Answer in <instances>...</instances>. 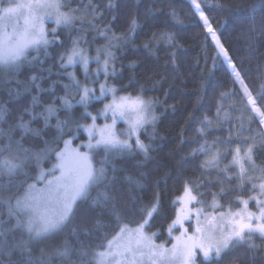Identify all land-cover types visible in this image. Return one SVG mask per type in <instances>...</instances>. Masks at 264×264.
<instances>
[{
  "label": "snow or ice",
  "instance_id": "6c2138e0",
  "mask_svg": "<svg viewBox=\"0 0 264 264\" xmlns=\"http://www.w3.org/2000/svg\"><path fill=\"white\" fill-rule=\"evenodd\" d=\"M205 2L187 0L191 14L199 18L198 23L202 22L205 39L211 37L218 49L217 57L223 56L230 67L234 83L240 85L242 102L243 99L247 101L245 110L250 109L251 112L249 124L258 120L259 127L264 129V74H261L259 89L254 92L221 44L217 30L205 14ZM116 7L115 0H108L103 8L94 0H88L83 9L69 7L67 10L65 0H0V91H4L3 85L13 81L16 85V88H7L6 100L0 99V205L7 207V218L0 213V264H53L54 257L61 258L62 264H196L197 250L202 253L204 262L220 264L223 256L237 247L247 244L249 251H252L259 245L250 241L256 237L264 240V166L258 167L253 159L257 137L249 135L243 141L239 139L245 131L243 123L235 134V141L230 132L226 140L217 138L211 144L205 140L199 149L193 150V154L198 151L209 157L200 164L201 169H216L217 177L224 173L229 184L232 180L238 181L233 190L237 193L235 200L227 207L219 202L218 196L229 194L223 187L219 194H212L210 203L200 200L198 196L204 194H193L191 182H186L183 194L173 201L174 205L178 203L179 206L175 218L168 226V234L174 241L170 248L164 243H156L155 232L149 234L146 231V226L158 209V195L156 202L140 208L141 220L133 226L132 221L124 215L126 209L118 205L115 196L108 191L116 183V177L108 175L109 157L132 152L133 144L130 141L133 136L136 137L135 150L146 159L149 158L151 145L143 143L138 132L149 124L154 125L157 117L153 108L159 103L145 100L139 94L118 95V89L109 83L117 74L114 66L116 56L112 49L119 46L121 41L127 43V36L138 27L137 18L133 16L126 34L117 36L108 25L100 28L98 21L102 23L101 18L105 12ZM215 7L228 12L241 11L240 8L232 9L221 0H216ZM169 14L180 22L174 9ZM115 18L112 17L113 20ZM49 22L56 25L51 31L46 27ZM85 26L103 36L108 41L106 46L96 49L93 57L87 48L81 46V37L77 36L71 39L70 47L60 52L58 57L61 69L79 63L85 75L83 81L77 79L74 72H67L69 82L62 84L64 94L56 96L54 88L60 81H54L45 89L37 82L45 79L43 76L32 74L26 80L19 78L26 66H35L37 63L43 65L41 50L44 56L49 55V46L58 42V29L71 32L80 31ZM152 40L157 44L163 41L174 46L172 34L161 33L157 36L154 33ZM59 44L63 46L62 41ZM144 47L148 49L151 45L146 43ZM31 51L37 55L29 59ZM174 58L175 53L173 61ZM92 61L97 67L90 71L89 63ZM44 70L40 68L41 72ZM101 74L103 81L99 80ZM96 84L99 86V94L95 87L89 86ZM42 92L52 94L50 102H42ZM25 94L30 96L28 104L18 114H14L9 103L20 101ZM109 95L111 99L97 114L87 111L91 101L107 99ZM75 104L85 109L80 119L90 117L92 123L81 124L72 116ZM37 108L40 110L37 111ZM221 111L222 107L217 109L218 114ZM61 112L64 113L63 119L59 115ZM109 113L110 123L96 124L98 116L107 118ZM25 114L29 117L27 120L24 119ZM53 118L56 120L55 125L51 124ZM118 120L128 125L123 133L117 131ZM33 121H42L43 127L33 128ZM204 123L211 125L212 121L205 118ZM71 125H74L76 131L83 129L87 133L88 142L83 147L88 151H81L80 145L73 147L71 139H63L65 129L69 132L73 130ZM52 128H55V135L51 139L45 138V130ZM197 131L203 136L206 128L202 126ZM26 139L38 140L43 147L36 149L25 146ZM259 139L264 140V131L259 132ZM61 140L63 147L59 144ZM248 140L253 143H248ZM233 143L235 148H232ZM218 144L225 145L223 152L216 147ZM97 149H102L105 154L99 168L92 163V153ZM52 155L56 163L47 172L41 170L36 177L44 187L37 188L35 182L27 183L31 178L29 165L35 162L39 166ZM229 156L231 159L220 168ZM112 171L115 172V168ZM125 179L135 187H142L133 177ZM93 187L100 190L91 199L89 207L99 211L96 212L97 218L92 227L85 228L84 232L85 235L94 236L98 242L85 245L78 241L80 246L75 247L65 239L52 246L51 251L40 246V254L35 255L38 245L50 239L52 234L59 233L81 211L78 202L87 201ZM12 188L15 191H10ZM245 190L250 193L247 198L240 194ZM5 191H8L6 196L3 195ZM132 200L135 201V197ZM250 202H255V211L250 209ZM208 209H211V213ZM193 216L195 225L191 229L185 227V222ZM177 226L179 235L173 236ZM72 233L76 234L75 228Z\"/></svg>",
  "mask_w": 264,
  "mask_h": 264
},
{
  "label": "trees",
  "instance_id": "16d2710c",
  "mask_svg": "<svg viewBox=\"0 0 264 264\" xmlns=\"http://www.w3.org/2000/svg\"><path fill=\"white\" fill-rule=\"evenodd\" d=\"M94 2L103 8L108 0H94ZM221 2L228 4L232 9L240 8L241 11H222L215 7L216 0H206L203 5L205 14L217 30L221 44L228 51L232 63L255 92L262 82L261 74H264V28H262L264 0H221ZM87 3L88 0H65V10L69 7L83 9ZM115 3L117 7L105 12L101 18L102 23L98 21L100 28L108 25L111 32L117 36L126 34L133 16L137 18L138 27L135 32L127 36V43L121 41L119 46L112 49L116 56L114 66L117 74L109 83L118 89L120 95L139 94L146 100L159 101V103L153 108L157 117L154 125L145 126L139 135L143 143L151 145L149 158L146 159L142 153H138L135 147L130 153L110 156L107 165L108 175H114L116 183L108 191L115 196L118 205L126 209L124 215L127 220L132 221L133 226L141 220L140 208L156 202L158 195V209L146 226V231L157 234L155 239L157 243L170 245L172 238L168 235V226L175 218L178 205V203L174 205L173 201L182 195L186 182H191L194 194H204L198 196V199L208 202H211L212 194H219L223 187L229 194L218 196V199L225 207L235 200L237 194L233 190L238 181L232 180L229 184L224 173L217 177L216 169H201L200 164L209 157L198 151L193 154V150L199 149L205 140L210 144L217 138L226 140L230 132L232 140L235 141L237 139L235 134L243 123L245 131L239 139L243 141L244 137L249 135L257 137L253 159L258 167L264 166V140L259 139V132L264 129L259 127L258 120L249 124L251 112L250 109L245 110L247 101L243 99L242 102L240 85L234 83V77L224 60L220 56L217 57L218 49L212 39L210 37L205 39L206 32L202 22L198 23L199 18L191 14V6L187 0H115ZM254 6L255 10H253ZM173 9L180 22L169 14ZM113 16L116 17L115 20L112 19ZM154 33L157 36L161 33L172 34L174 46H169L163 41L157 44L152 40ZM82 35L86 38V44L82 43V46L86 47L92 56L96 54L97 48L108 43L103 36L87 26L80 31L71 32L60 28L57 44L48 48L49 55L44 56L41 50L40 59L44 61L43 65L37 63L35 66H26L19 78L26 80L32 74L43 76L45 79L37 82L45 89L54 81H60L55 85L54 93L56 96L63 95L62 84L69 82L66 73L75 72V75L81 78V67L78 65L61 69L58 57L60 52L70 47L71 39ZM61 41L63 46L59 44ZM113 43L115 44V41ZM146 43L151 47L146 49L144 47ZM173 53H175L174 61ZM36 55V52H31L29 59ZM214 57L217 58L214 60ZM41 67L45 69L43 72L40 71ZM58 73L62 74L58 75ZM9 87L16 88L14 81L3 85L4 91H0V99H7ZM40 95L43 103H48L52 99L51 93L42 92ZM29 100L30 96L25 94L20 101L11 102L8 106L13 109L14 114H18ZM106 100L91 102L88 105L89 110L92 113L99 112ZM221 107L223 111L218 114L217 109ZM84 110L79 104L72 109L71 114L79 123H89L91 120L80 119ZM59 115L61 119L64 118L63 112ZM28 118L25 114L24 119ZM205 118L212 121L211 125L204 123ZM55 123L56 120L53 118L51 124L55 125ZM31 126L41 128L43 122L33 121ZM202 126L206 128L203 136L197 131ZM70 127L73 130L69 132L65 129L63 139L73 135H78L80 139L84 138L80 130L76 133L74 125ZM45 131L47 139L55 135V128ZM248 143L253 141L248 140ZM59 144L63 147V140L59 141ZM25 146L39 149L43 144L38 140L26 139ZM235 146L233 143L232 148ZM216 147L223 152L225 145L218 144ZM104 156L102 149L94 151L93 159L97 168L100 167ZM230 159L231 156L224 160L220 168H223ZM55 161V156L52 155L42 165L47 169ZM113 168L115 172L112 171ZM37 170L38 167L34 162L29 165L31 178L27 183L35 181ZM125 177H133L142 187L129 184ZM222 180L223 184H221ZM197 185L199 187H196ZM99 190L93 187L88 200L78 202L81 211L77 212L75 218L59 233L52 234L50 239L38 245L35 255L40 254L38 251L40 246L51 251L52 246L65 239L75 247L80 246L78 241L85 245L98 242L94 236L85 235L84 229H90L97 218L96 212L99 209H91L89 206L91 199ZM10 191H15V188ZM240 194L247 198L250 193L245 190ZM3 195H8V191ZM132 197H135V201ZM85 209L87 211H84ZM0 213L7 218L5 205H0ZM73 228L76 229L75 235L72 233ZM250 242L256 243L259 247L252 251H249L247 244L237 247L225 254L220 264H264V240L256 237ZM53 264H62L61 258L54 257ZM197 264H214V262H204V259L198 256Z\"/></svg>",
  "mask_w": 264,
  "mask_h": 264
},
{
  "label": "rangeland",
  "instance_id": "374dc122",
  "mask_svg": "<svg viewBox=\"0 0 264 264\" xmlns=\"http://www.w3.org/2000/svg\"><path fill=\"white\" fill-rule=\"evenodd\" d=\"M46 27L48 28V30L49 31H51V29L53 28V27H56V25L54 24V23H52V22H49V23H47L46 24ZM81 37V46H82V43H84V45L86 44V38H84L83 37V35L82 36H80ZM211 38V37H210ZM214 43V42H213ZM215 44V43H214ZM216 46V45H215ZM82 47H84V46H82ZM105 46H103V47H100V48H104ZM86 48V47H85ZM98 49V48H97ZM31 52H35V51H31ZM30 52V53H31ZM89 55H91L90 53H89ZM96 54H94V56H95ZM92 56V55H91ZM93 56V57H94ZM223 60H224V58H223V56H220ZM224 62H225V60H224ZM225 64H226V66L230 69V67H229V65L225 62ZM80 66L81 67V65L79 64V63H76V64H74L73 66H70V67H76V66ZM96 67H97V65H96V63L94 62V61H92V62H90L89 63V69H90V71H92V70H95L96 69ZM231 71V70H230ZM75 73V72H74ZM95 73H94V71H93V75H94ZM81 78L78 76V75H76V77H77V79H79V80H81V81H83L84 79H85V75H84V71H83V69H82V67H81ZM67 76V75H66ZM103 79H104V77H103V75L101 74L100 76H99V80L100 81H103ZM68 83V82H67ZM90 87H95L96 88V90H97V94H99V86H98V84H96V85H89ZM118 94V93H117ZM118 95H120V94H118ZM121 95H127V94H121ZM132 96H135V95H132ZM78 99V98H77ZM111 99V96L109 95L108 97H107V100L104 102V104L105 103H107L108 102V100H110ZM144 99V98H143ZM100 100H102V99H100ZM105 100V99H104ZM146 100V99H145ZM93 101H99V100H93ZM93 101H91V102H93ZM90 102V103H91ZM104 104L102 105V108L100 109V110H102L103 109V107H104ZM75 105H77V104H75ZM74 105V106H75ZM73 106V107H74ZM87 111L88 112H91L90 110H89V108L87 109ZM92 113V112H91ZM98 113V112H97ZM97 113H92V114H97ZM154 113V112H153ZM155 115V114H154ZM88 118H90V117H88ZM91 119V118H90ZM106 122H108V123H110L111 122V114L109 113L108 114V116H107V118L106 117H104V116H98V118H97V120H96V124L97 125H103L104 123H106ZM90 123H92V121L90 120L89 121V123H81V124H90ZM149 125H152V124H149ZM148 126V125H147ZM116 127H117V131L118 132H121V133H123V132H125V130L128 128V125L124 122V121H120V120H118L117 121V125H116ZM144 129V128H143ZM143 129H141L139 132H138V135H140V133H141V131L143 130ZM76 131V130H75ZM80 131L82 132V134L84 135V138L83 139H80L79 138V136L78 135H73L72 137H70V138H68V139H71L72 140V145H73V147H75V146H77V145H80L81 146V151H88L86 148H84L83 147V145H85L87 142H88V135H87V133L86 132H84L83 131V129H80ZM78 131H76V133H77ZM79 138V139H78ZM135 140H136V137L135 136H133L132 138H131V143L133 144V148L135 147ZM97 150H101V149H97ZM94 151H96V150H94ZM94 151H93V153H92V156H93V154H94ZM125 153H127V152H125ZM113 156V155H112ZM45 160H47V159H44L41 163H40V165L39 166H37L36 164H35V166L36 167H38V172H37V174H36V176L35 177H37L38 175H39V173H40V171L41 170H43V171H45V172H47V170L48 169H51L52 167H53V165L56 163V161L54 162V163H52L51 165V167L50 168H47V169H45L44 168V166L42 165V163L45 161ZM35 163V162H34ZM92 163H93V165H94V167H96L95 166V163H94V159H93V161H92ZM97 168V167H96ZM59 173L57 172V175H58ZM36 183V186H37V188H43L44 187V184L42 183V182H40V181H37L36 180V178H35V181H33L32 183ZM92 189V188H91ZM90 189V190H91ZM183 194V193H182ZM193 194H194V192H193ZM219 200V199H218ZM220 202V201H219ZM210 203V202H209ZM221 203V202H220ZM222 204V203H221ZM179 206V204L177 205V207ZM200 205H196V207H199ZM189 207H192V205H189ZM249 207H250V209L251 210H253V211H255L256 210V207H255V202H250V204H249ZM208 211L211 213V209H208ZM201 219H203V218H201ZM195 225V217L193 216V218L190 220V221H186L185 222V227H189L190 229H191V227L192 226H194ZM175 230H177V232H175ZM179 227L177 226V228L176 229H174L173 230V236H176V235H179ZM150 234V233H149ZM169 235V234H168ZM172 238V237H171ZM156 239V238H155ZM172 242H174L173 240H172ZM171 242V243H172ZM157 243V242H156ZM157 244H160V243H157ZM166 245V244H165ZM166 247H171V244L170 245H166ZM198 256H200V257H202L203 258V255H202V253H200L199 252V250H197V256H196V264H197V258H198ZM204 259V258H203Z\"/></svg>",
  "mask_w": 264,
  "mask_h": 264
}]
</instances>
